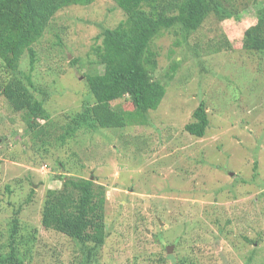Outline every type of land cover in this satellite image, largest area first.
I'll list each match as a JSON object with an SVG mask.
<instances>
[{
	"label": "rangeland",
	"instance_id": "374dc122",
	"mask_svg": "<svg viewBox=\"0 0 264 264\" xmlns=\"http://www.w3.org/2000/svg\"><path fill=\"white\" fill-rule=\"evenodd\" d=\"M224 4L233 18L212 14L189 36L176 27L154 39L153 78L166 95L147 125L63 143L66 124L95 103L86 76L104 68L93 47L126 15L97 0L53 17L31 72L44 128L27 134L24 114L0 96L1 256L15 248L30 264L84 263L88 247L41 225L47 191L66 176L106 189L107 239L92 264H264V52L243 47L264 0ZM20 68L29 73L28 55ZM8 78L0 61V83ZM202 102L210 124L196 138L185 126ZM111 106L135 109L128 96Z\"/></svg>",
	"mask_w": 264,
	"mask_h": 264
},
{
	"label": "trees",
	"instance_id": "16d2710c",
	"mask_svg": "<svg viewBox=\"0 0 264 264\" xmlns=\"http://www.w3.org/2000/svg\"><path fill=\"white\" fill-rule=\"evenodd\" d=\"M97 0H0V61L9 78L0 83V96L13 112L24 114L26 133L44 126L43 102L34 94L32 80L36 63L34 45L43 37L53 17L70 6H89ZM126 18L117 27L103 29L92 53L96 66L104 71L86 76L93 106L73 117L59 141L66 142L82 130L121 129L128 125H147V115L156 111L166 95V85L153 78L157 54L151 44L163 31L180 27L185 36L197 31L212 14L223 19L233 18L225 8L226 0H112ZM257 23L244 32L243 47L250 52H264V7L256 14ZM28 55L29 73L21 70V60ZM128 96L133 111L112 109L111 103ZM193 121L185 131L203 138L209 127L204 102L193 113ZM62 166H64L62 164ZM62 188L48 190L42 209L41 225L88 247L83 264H92V253L102 248L107 239L106 189L91 179L60 176ZM18 223L14 220V232ZM0 264H30L15 248Z\"/></svg>",
	"mask_w": 264,
	"mask_h": 264
},
{
	"label": "water",
	"instance_id": "95a60500",
	"mask_svg": "<svg viewBox=\"0 0 264 264\" xmlns=\"http://www.w3.org/2000/svg\"><path fill=\"white\" fill-rule=\"evenodd\" d=\"M171 251H169V253H170Z\"/></svg>",
	"mask_w": 264,
	"mask_h": 264
}]
</instances>
